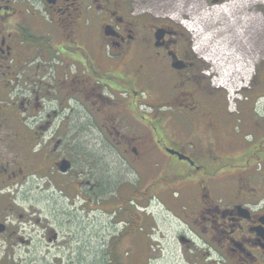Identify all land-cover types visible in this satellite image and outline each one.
Segmentation results:
<instances>
[{
	"label": "flooded vegetation",
	"instance_id": "obj_1",
	"mask_svg": "<svg viewBox=\"0 0 264 264\" xmlns=\"http://www.w3.org/2000/svg\"><path fill=\"white\" fill-rule=\"evenodd\" d=\"M124 13L123 0H0V248L28 247L40 229L57 240L41 199L55 215H94L107 151L145 170L159 151L173 176H152L134 198L169 189L187 226L178 264H264V92L237 109L247 134L235 135L226 97L199 62L168 30L138 38ZM140 42L153 72L127 75L125 55ZM118 202L126 225V195ZM122 229L93 262L74 264H125Z\"/></svg>",
	"mask_w": 264,
	"mask_h": 264
},
{
	"label": "rangeland",
	"instance_id": "obj_2",
	"mask_svg": "<svg viewBox=\"0 0 264 264\" xmlns=\"http://www.w3.org/2000/svg\"><path fill=\"white\" fill-rule=\"evenodd\" d=\"M153 1L123 0L125 6L124 19L134 23L138 38L145 42L148 41L150 35L155 36L163 29L170 31L171 33L168 36L176 39L177 45L183 47L195 61L199 62L201 70H198V73L204 75L203 72L212 66L210 62L204 61L198 55H195L194 52V54L191 52V48L195 45V40L191 33L183 28V24L179 20L171 18L172 14L170 11L156 12L155 9H152L148 2ZM258 8L257 12H264V6ZM161 22H166L170 25H157ZM182 22H185V19H182ZM149 24H154L156 27ZM125 57H123V62L125 58L128 63H124V72L127 75L134 76L139 74L146 76L152 74L150 51L143 42L138 43L136 46L132 59L129 58L128 54ZM138 66H141V68ZM145 66L149 67L147 72L144 71L143 67ZM250 70L253 72L251 81L242 92V97L246 94L248 99L236 100L234 98L236 95H232L224 88H215L211 83L209 86L213 90L221 91L229 98H234L233 102L236 104V112L232 113L233 117L230 118V123L234 134L242 137L247 134V128L244 127L242 116L237 115V109L248 110L251 106L252 97L255 94L264 92V48L260 59ZM136 71L141 72L136 73ZM209 78L211 79V77ZM225 103L227 104V100H225ZM145 111L147 110L144 107L142 112ZM170 129L172 132L177 131L171 127ZM144 130L146 129L143 127ZM163 144H166L165 141H163ZM98 151L99 149L95 148L96 157L97 154H100ZM166 157L167 155L158 151V164L154 170H145L142 167H131L119 157L116 151H107L105 157L101 160L105 166L103 173H101V168L97 171L99 173L98 176L103 175L105 177V191L102 197H96L98 202L94 203L96 208L94 215L87 213L84 216L81 210L72 215H55V212H51L53 203L50 200H39L38 205L46 209V216H49L46 220H51L48 224L57 233V240H46L45 232L41 229L38 230V234H31L32 243L28 247L11 240L9 242L12 245L8 250L0 248V264H74L76 262H93L94 258L99 256L102 250L101 244L107 241L108 235L111 234L109 236L110 244L113 245L117 240L114 232L118 230L123 232L124 229L122 227L126 226L127 230L130 225L128 216L125 225L121 214L113 210L118 209L119 194L126 195L127 206L130 207L131 211L135 212L134 214L137 218L135 229L131 233L126 234V236H122L118 245V251L124 257L125 264H142L148 252V255L152 258L154 257L153 259L151 258L150 264H178L177 258L180 256V249L185 246L179 240V235L186 230L187 226L176 215L178 205H175L169 199V189L159 190L151 202L147 201V199L137 200L134 198V193L153 178L155 179L158 176L171 178L173 176L174 168L170 172L167 169L164 171L163 164ZM169 160L172 164L179 165L178 160L176 161L173 158H169ZM152 176L154 177L152 178ZM36 192L39 193L38 191ZM35 197H38V195ZM100 208H103V210H100ZM107 209H110L111 212L109 213ZM50 214L54 216H50ZM41 218L43 219V216Z\"/></svg>",
	"mask_w": 264,
	"mask_h": 264
},
{
	"label": "bare ground",
	"instance_id": "obj_3",
	"mask_svg": "<svg viewBox=\"0 0 264 264\" xmlns=\"http://www.w3.org/2000/svg\"><path fill=\"white\" fill-rule=\"evenodd\" d=\"M148 3L156 12L170 11L172 19L190 27L199 52L214 65L217 81L227 89L243 80L263 53L264 12L257 11L264 6V0H154Z\"/></svg>",
	"mask_w": 264,
	"mask_h": 264
},
{
	"label": "trees",
	"instance_id": "obj_4",
	"mask_svg": "<svg viewBox=\"0 0 264 264\" xmlns=\"http://www.w3.org/2000/svg\"><path fill=\"white\" fill-rule=\"evenodd\" d=\"M127 216L130 219V222H129L130 225L127 228L126 233L129 234V233H131L132 230L135 229L136 223H137V218H136L135 214L130 210V207L127 208Z\"/></svg>",
	"mask_w": 264,
	"mask_h": 264
},
{
	"label": "built area",
	"instance_id": "obj_5",
	"mask_svg": "<svg viewBox=\"0 0 264 264\" xmlns=\"http://www.w3.org/2000/svg\"><path fill=\"white\" fill-rule=\"evenodd\" d=\"M227 104H228V109L229 111H234L235 110V103L233 102V98H229V96H227Z\"/></svg>",
	"mask_w": 264,
	"mask_h": 264
},
{
	"label": "water",
	"instance_id": "obj_6",
	"mask_svg": "<svg viewBox=\"0 0 264 264\" xmlns=\"http://www.w3.org/2000/svg\"><path fill=\"white\" fill-rule=\"evenodd\" d=\"M156 38H157V36H156Z\"/></svg>",
	"mask_w": 264,
	"mask_h": 264
}]
</instances>
